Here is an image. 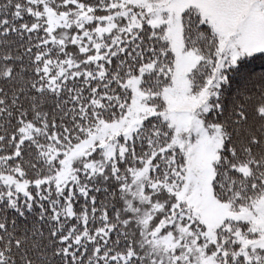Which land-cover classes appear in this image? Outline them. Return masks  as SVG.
I'll list each match as a JSON object with an SVG mask.
<instances>
[{
    "label": "snow or ice",
    "instance_id": "snow-or-ice-1",
    "mask_svg": "<svg viewBox=\"0 0 264 264\" xmlns=\"http://www.w3.org/2000/svg\"><path fill=\"white\" fill-rule=\"evenodd\" d=\"M0 264H264V0H0Z\"/></svg>",
    "mask_w": 264,
    "mask_h": 264
},
{
    "label": "trees",
    "instance_id": "trees-1",
    "mask_svg": "<svg viewBox=\"0 0 264 264\" xmlns=\"http://www.w3.org/2000/svg\"><path fill=\"white\" fill-rule=\"evenodd\" d=\"M257 71H259V68H257Z\"/></svg>",
    "mask_w": 264,
    "mask_h": 264
}]
</instances>
